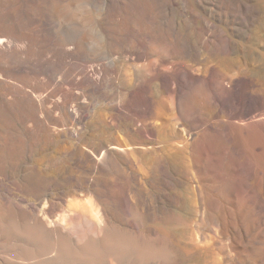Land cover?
<instances>
[{
  "label": "bare ground",
  "instance_id": "1",
  "mask_svg": "<svg viewBox=\"0 0 264 264\" xmlns=\"http://www.w3.org/2000/svg\"><path fill=\"white\" fill-rule=\"evenodd\" d=\"M186 1L0 0V148L6 157L2 176L10 178L23 157L33 158L28 175L13 182L22 199L2 198L17 214L0 220V264H164L168 247L175 253L190 252L187 247L181 251L169 227L186 223L187 201L179 194L170 205L166 201L168 189L194 195L184 186L187 173L177 160L188 149L184 135L192 138L197 129L181 95V74L195 69L184 59L194 61L197 49L189 48L173 25L167 27L174 39L168 42L169 30L156 21L162 12L178 11L180 16L179 4ZM208 26L201 29L207 31ZM229 46L245 49L243 42ZM244 61L255 64L260 59ZM207 71L208 83L224 87L217 102L210 103L218 121H208L207 127L218 131L222 123L247 136L254 130L258 137L253 149L264 159L263 76L252 70L234 72L225 86V75L216 65ZM96 105H104L107 113L88 123ZM12 130L18 138L11 137ZM196 134L191 168L193 178L207 190L194 156L203 134ZM19 135L30 137L26 148L36 150V156L29 150L30 155H23ZM169 168L176 174L170 182ZM116 189L127 203L137 199L139 218L147 221L160 214L165 226L143 228L139 221L116 233ZM150 197L156 203L153 212L147 206ZM211 198L207 221L212 218ZM196 208L189 205L191 214ZM96 209L99 223L93 219ZM225 222L222 235L228 230ZM186 229L188 246L211 248L194 239L193 226L187 224Z\"/></svg>",
  "mask_w": 264,
  "mask_h": 264
},
{
  "label": "rangeland",
  "instance_id": "2",
  "mask_svg": "<svg viewBox=\"0 0 264 264\" xmlns=\"http://www.w3.org/2000/svg\"><path fill=\"white\" fill-rule=\"evenodd\" d=\"M242 5L251 7L255 14L248 12L249 10ZM179 12L180 16L178 11L175 13L162 12L158 15L159 20L156 21L159 24H164L169 30L168 42L172 43L174 40L169 29L173 25L179 29L183 38L181 39L186 45L191 49H197V58L194 61L188 58L184 59L185 65L195 68L194 73L185 71L181 74L183 108L195 120L197 129L192 132V138L184 135L188 139V149L186 154L177 160L178 167L187 173L188 184L184 186L192 188L194 195H190L188 191L182 189L167 190L166 203L168 205L171 204L174 194H179L185 202L187 201L183 210L186 223H171L169 227L172 228L177 242L183 247L181 251L187 247L190 252L175 253L168 247L164 264H264V159L258 151L253 149L252 145L258 135L252 130V133L247 136V134H242L238 128L230 125L224 126L222 123L219 124L221 129L218 131L206 125L208 121L211 125L218 121L212 116L210 103L217 102L219 89L224 88L217 83H208L210 77V73L207 71L208 66L216 65L217 69L225 75V86L229 85L232 73L245 70L256 71L264 79V0H188L179 4ZM191 15H194V18ZM205 24L209 25L207 31L203 30ZM211 33L212 36L209 38ZM139 42H145V40L139 39ZM231 42H243L245 49L235 46L233 50H229ZM253 57L260 61L255 64L243 62V58ZM104 113H107L106 107L96 105L87 118V122L91 123L99 114ZM221 121L226 123V119L222 115ZM2 127L0 121V128ZM196 133L203 134L202 139L194 147V156L203 173L207 190L197 179L193 178L194 169L191 168V150L193 142L198 137ZM12 135H14V139L18 138L13 130L11 137ZM2 136L0 133L1 138ZM22 137L19 135L24 145H22L23 155H32L33 153V156H36V150L26 148L30 143V137L27 135ZM1 150L3 151V148ZM28 150L30 154H28ZM50 150L51 148L46 151ZM5 160L4 151H0V220L8 216L16 217L17 213L14 210L9 211L2 198L3 195H9L15 200L22 199L13 182L17 178L21 179L23 176H27L31 171L29 164L31 165L33 162V158L23 157L18 164L19 168L16 167L10 178L6 179L2 176L6 169ZM21 164H26L27 167H23ZM19 169L21 170L19 171ZM173 177H176V174L173 169L169 168L168 181L170 182ZM11 180L13 181L10 182ZM120 194L121 189L114 191L115 202L113 205L116 209L115 218L118 221V227L114 226L113 228L116 229V233L123 234L126 227L128 229L129 226H133L139 221L143 228L160 229L165 226L163 215L158 213V215H151L147 221L139 218L137 199L134 198L131 203H127L119 198ZM210 196L212 197V218L207 221L205 212ZM191 203L197 207L192 214L189 209ZM147 206L150 212L155 211L156 203L153 198H149ZM57 213H60V210ZM190 218H194L191 224H189ZM224 220L228 230L225 235H222L220 230ZM187 224L194 227L193 236L197 242L201 245L204 243L211 245L209 250L188 246L190 234L186 229ZM161 241L164 246L169 244L164 237Z\"/></svg>",
  "mask_w": 264,
  "mask_h": 264
},
{
  "label": "clouds",
  "instance_id": "3",
  "mask_svg": "<svg viewBox=\"0 0 264 264\" xmlns=\"http://www.w3.org/2000/svg\"><path fill=\"white\" fill-rule=\"evenodd\" d=\"M87 203H89V204L92 203V198L91 197H89ZM93 219H95L98 223L100 222L99 209H96V211L93 213ZM61 222H63L62 219H61Z\"/></svg>",
  "mask_w": 264,
  "mask_h": 264
}]
</instances>
